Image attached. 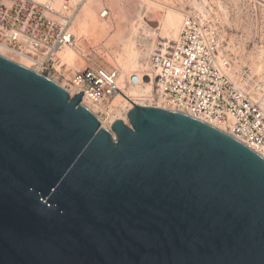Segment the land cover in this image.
Instances as JSON below:
<instances>
[{
	"label": "water",
	"instance_id": "95a60500",
	"mask_svg": "<svg viewBox=\"0 0 264 264\" xmlns=\"http://www.w3.org/2000/svg\"><path fill=\"white\" fill-rule=\"evenodd\" d=\"M82 96L0 56V264H264V158L156 106L113 140Z\"/></svg>",
	"mask_w": 264,
	"mask_h": 264
},
{
	"label": "built area",
	"instance_id": "2783aa9c",
	"mask_svg": "<svg viewBox=\"0 0 264 264\" xmlns=\"http://www.w3.org/2000/svg\"><path fill=\"white\" fill-rule=\"evenodd\" d=\"M85 0H6L0 2V44L28 58L35 72L58 83L90 107L99 123L110 126L116 112L102 103L121 91L118 71L88 60L67 77L59 52L76 47L72 25ZM206 14L188 7L178 39L161 44L150 55L149 70L161 107L186 114L232 136L259 155H264V80L247 63H240L225 45L223 26L213 8ZM110 13L103 7L101 17ZM94 49V47H90ZM132 74L128 83H138ZM83 105V104H82ZM157 107V106H156ZM160 107V108H161ZM101 126V125H100ZM221 130V129H220Z\"/></svg>",
	"mask_w": 264,
	"mask_h": 264
},
{
	"label": "bare ground",
	"instance_id": "6f19581e",
	"mask_svg": "<svg viewBox=\"0 0 264 264\" xmlns=\"http://www.w3.org/2000/svg\"><path fill=\"white\" fill-rule=\"evenodd\" d=\"M35 1L45 3L49 0ZM108 2L112 8H117L121 12L117 22L115 23L112 18L111 21L109 18H97L95 10L97 11L99 9L100 14L102 8L107 7L104 5V2H97L94 7L90 1L86 2L85 0L80 13L75 19V24L72 25V31L76 36V47L77 45L81 46L84 49V53L80 54L77 51L78 48L76 47L73 48L67 46L59 52V56L65 64V68L63 70L65 71L67 77L73 72V70L83 67L88 60H93L99 65L116 69L118 71V84L121 91L98 107L103 110L107 108L114 110L117 117L113 118V122L116 119H119L123 123L130 125L128 119L129 111L134 105L151 106L150 103L146 104L144 101L153 100V90L155 86L153 77L145 79L142 76V72L149 70V63L147 59L154 52L155 48L153 49V47L155 45V41L152 39L153 42L146 43V48L142 49L139 47L140 43L137 44L138 36L142 32V34L150 33L154 38L158 29L161 36L168 38L169 40L173 39V41H176L181 30L183 8H181L180 11V9H174L168 5H160V3H157L153 0H145V2H150V4H154L162 8L163 11L160 19L158 20V28H154L151 25L148 27L149 23L146 24V28L144 27L145 21H143V16H140V13L137 15V20H134L136 22H131L130 25L125 24L126 17L122 13L126 9L125 0H108ZM59 3L60 0H56V4L59 5ZM188 3L191 7L202 12L203 14H206L208 11H210L206 8L207 6H210V3L207 0H189ZM110 22L112 24L115 23L113 25V29H110L112 27ZM88 45H92V47L94 46V49L88 50ZM165 45H168V43ZM0 56L24 68L32 70L30 67L31 62L28 58L12 52L2 44H0ZM251 67L254 69L253 66ZM34 70L35 69H33V71ZM260 70L261 66L257 64L254 69L255 73H258ZM132 74H137L139 76L138 83H128ZM261 77L264 80V76ZM57 84L60 87L63 86L62 83ZM82 104L91 111H96V108L90 107L85 101H82ZM161 106L162 105L159 102L157 107ZM100 125L102 128L110 131L109 125H106L103 122H101ZM215 128L219 130L221 129V131L223 130L220 127ZM112 136L113 139H116L114 133H112ZM260 156L264 158V155Z\"/></svg>",
	"mask_w": 264,
	"mask_h": 264
},
{
	"label": "rangeland",
	"instance_id": "374dc122",
	"mask_svg": "<svg viewBox=\"0 0 264 264\" xmlns=\"http://www.w3.org/2000/svg\"><path fill=\"white\" fill-rule=\"evenodd\" d=\"M2 1L4 2L6 0H0V2ZM89 1L90 3H92L94 7L97 2H102V3L104 2V5L107 6L111 11L110 12L111 14H109L107 17H101L99 14V9L97 11L95 10L97 18L100 19L109 18L110 21L112 18L115 21V23L117 22L121 12L117 8H112V6L109 5L108 0H98V1L86 0V2ZM153 1L160 3V5L161 4L168 5L170 7H173L174 9H178V10L180 9V11L181 8H183L184 10L185 8L191 7L188 3L189 0H153ZM207 1L210 3V6L213 8V11L217 16L218 21L223 26L226 47H228V49L233 53V55L238 59L240 63H247L248 65L253 66L254 69L256 65L259 64L261 66V70L256 74H258L260 77L264 76V64H263L264 63V54H263L264 53V0H207ZM144 2L145 0H125L126 9L122 12L126 17L125 24L130 25L131 22H136L134 20H137V15L140 13V16H143V21H145L144 27L147 28L146 24L149 23L148 27H150L151 25L154 28H158L159 26L158 20L160 19L163 13L162 8L154 4H150V2H145V3ZM154 21H156L157 23ZM115 23L112 24L110 22V25L112 26L110 29L114 28L113 25ZM147 34L144 33L142 34L141 32L140 35L138 36L137 44L140 43L139 47L142 49L146 48V43L153 42V40L155 41L154 43L155 45L153 49L154 48L157 49V47H159L161 44L168 43V45H172L175 42L173 41V39L169 40L168 38H164L163 36H161L158 29L154 38L150 33ZM90 47H92V45H88V50H91ZM76 48H78V50L77 49L76 50L80 54L84 53V49L81 46L77 45ZM259 52L261 53V55ZM259 55L262 57H260ZM147 60H149V58ZM30 67L32 70L35 69L33 65H30ZM57 81L59 84L64 83L61 77L57 79ZM153 94H154L153 100L151 101L147 100L144 102L146 104L150 103L151 106H157V104L159 103V98H158L156 85L154 86ZM112 133H114L116 136V133L113 130L111 132V135Z\"/></svg>",
	"mask_w": 264,
	"mask_h": 264
}]
</instances>
